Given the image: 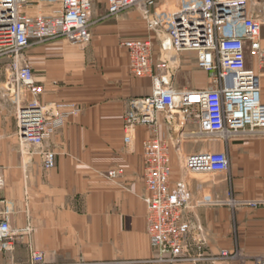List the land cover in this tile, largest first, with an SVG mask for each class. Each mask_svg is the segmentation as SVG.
Returning a JSON list of instances; mask_svg holds the SVG:
<instances>
[{
	"label": "crops",
	"instance_id": "0c3cea01",
	"mask_svg": "<svg viewBox=\"0 0 264 264\" xmlns=\"http://www.w3.org/2000/svg\"><path fill=\"white\" fill-rule=\"evenodd\" d=\"M263 1L257 8L263 7ZM31 3L25 11L35 14L38 9ZM57 7L39 11L51 12ZM136 11L93 24V39L85 49L54 39L34 43L25 51V61L42 86V103L82 107L79 115L69 116L47 141L57 153L51 170L44 169L41 156L29 153L33 149L24 147L17 135L15 87L6 71L9 59H0V172L5 178L0 198L12 202L11 225L20 233L12 260L7 254L0 255V264L26 263L29 247L52 253L49 259L59 264H168L156 261L147 230L143 154L150 137L148 127H137L131 147L124 142L123 114L128 100L152 92L150 78L132 74L128 50L121 44L125 39L149 35L146 22L141 24ZM261 44L264 50V24ZM195 57L194 52L181 54V67L174 79L177 89L209 85V75L197 67ZM246 63L260 76L264 101V64L249 52ZM187 74L192 75V82ZM31 100L33 96L28 94L26 102ZM161 132L166 133L164 124ZM194 141L184 145L185 153L226 151L239 198L264 201V137L245 136L229 140L225 146L203 138ZM171 165L172 180L176 181L182 173L175 152ZM112 169L121 173L109 178ZM189 183L196 199L202 194L201 187H211L210 182L195 178ZM190 215L194 225L202 228L200 238L204 239L202 252L197 248L200 239L192 241V255L201 253L205 258L172 264H220L216 259L221 249L230 245L226 208L197 206ZM253 216L252 227L245 231L253 232L254 238L249 243V234L248 243L244 242L254 252H261L264 206L255 209Z\"/></svg>",
	"mask_w": 264,
	"mask_h": 264
},
{
	"label": "built area",
	"instance_id": "2783aa9c",
	"mask_svg": "<svg viewBox=\"0 0 264 264\" xmlns=\"http://www.w3.org/2000/svg\"><path fill=\"white\" fill-rule=\"evenodd\" d=\"M32 1L0 0V59H9L8 80L15 87L20 141L32 147L33 153L41 156L43 167L51 170L57 156L45 142L69 116L79 115L82 107L75 103H42V86L24 54L34 43L54 39H62L68 46L88 47L93 39L91 16L96 0H55L57 8L35 14L25 11ZM260 1L105 0L108 17L119 18L125 11L137 10L149 31L146 37L121 41L128 50L132 74L152 81L149 95L128 100L123 127L126 147L133 144L137 127L149 129L143 154V200L157 262L172 264L205 258L201 253L192 255V241L200 239L197 248L202 252L204 239L200 238L202 228L194 225L190 212L197 206L223 205L229 200L204 187L196 199L189 183L191 173H226V151L185 154L182 138L189 134L181 132L178 136L175 131L194 123L198 130L191 136L224 146L247 134L264 135L260 76L246 63L249 52L264 64V1L259 9ZM184 52L195 53L197 67L209 75L207 87L180 90L174 86ZM26 94L33 100L26 102ZM162 124L166 126L165 134L161 132ZM172 152L178 156L182 173L176 181L172 180ZM120 173V169H112L107 174L115 178ZM4 186L0 172V189ZM13 211L12 202L0 198V254H11L20 234L11 225ZM227 256L226 250L220 252V258ZM49 263L53 261L48 253L35 251L26 264Z\"/></svg>",
	"mask_w": 264,
	"mask_h": 264
},
{
	"label": "rangeland",
	"instance_id": "374dc122",
	"mask_svg": "<svg viewBox=\"0 0 264 264\" xmlns=\"http://www.w3.org/2000/svg\"><path fill=\"white\" fill-rule=\"evenodd\" d=\"M31 4H32V8H36L39 11V9H41V10H48L49 9L50 10L53 7H56L58 2H56L55 0H36V1H32ZM48 4H50V5H48ZM130 11L131 10H128V11H125L123 13L130 12ZM136 14L138 15L137 18L143 22V23L141 22V24H143L145 26L142 15L138 11H136ZM96 18H99V20L95 21ZM108 18H112V17L107 16L106 5L104 3V0H96L94 7H93V11H92V16H91V22H92L91 30H92L93 24H95L96 22L98 23L100 21H104V19H108ZM8 64L6 66L7 72H8ZM186 78L189 82H192V80H193L191 74L190 75L187 74ZM27 95L28 94H26V97H27ZM44 104H46V103H44ZM16 125H17V131H18L17 114H16ZM190 125H194L196 127L190 128ZM197 127H198L197 124L189 123L185 127L181 128L180 131H178V130L175 131V134L176 135L178 134V136L180 134H182L181 132L189 134V136L183 135V138H182L183 153H185V151H184V145L185 144L186 145H189V144L192 145L193 143L195 144V141H194L195 139H197V138L200 139L199 137L191 136L192 132L194 130L195 131L197 130ZM176 128L178 129V127H176ZM57 131L58 130H56L54 133H56ZM17 135H18V133H17ZM51 136L45 142L46 147H49L47 145V141L51 138ZM245 136L264 137L263 134L262 135L247 134V135H244L242 137H245ZM242 137H240V138H242ZM240 138H238V139H240ZM23 145H24V147H27L25 144H23ZM30 148H32V147H30ZM217 150H220V148H218ZM30 152L33 154V150L29 151V153ZM185 154H187V153H185ZM56 156H57V153H56ZM230 172L231 171L229 168V170L226 173H222L219 175H210V174H206V173H191L189 175L192 178L210 182L209 184H211V187H209L210 190H208V191H211L213 194L221 195V196H222V194H224V197L225 196L229 197V200L225 204L216 205V207L226 208V210L228 212V216H229V229H230V245L227 248L221 249V251L226 250L228 252V256L226 258L225 257L220 258V255H219L218 259H216V260H218L217 263H220V264H261L264 262V247H262L261 252L260 251L254 252V249L251 247H248V244H246L244 242V240L247 242L248 241L247 239H249L248 236L250 234L252 238H251V240H249L250 241L249 243H252V239L254 238L253 232H250V231L246 232L245 230H247L249 227H252V225H250V224H252V222L254 220V216H253L254 210L257 209L260 205L264 206V201H260V200H256V201L255 200H249L248 201V200H244V199L239 198L238 191H237L238 185L233 182V177H232ZM208 207H215V206H208ZM262 236L264 237V232L262 233ZM19 239H20V234L16 239L15 249H16V246H17ZM29 250H30V254H29V258H28L26 263H28L30 261L32 255L35 251H40V250L32 249L31 247H29ZM12 253L11 254L3 253L0 255H4V254L6 255L7 254L9 259L12 260ZM49 254L52 255V253H48V255ZM26 263H24V264H26ZM10 264H15V263H10ZM53 264H59V263L53 261ZM69 264H86V263L79 262V263H69ZM203 264H206V262L203 261Z\"/></svg>",
	"mask_w": 264,
	"mask_h": 264
},
{
	"label": "bare ground",
	"instance_id": "6f19581e",
	"mask_svg": "<svg viewBox=\"0 0 264 264\" xmlns=\"http://www.w3.org/2000/svg\"><path fill=\"white\" fill-rule=\"evenodd\" d=\"M19 137V136H18ZM20 139V138H19ZM147 230H148V227H147Z\"/></svg>",
	"mask_w": 264,
	"mask_h": 264
}]
</instances>
